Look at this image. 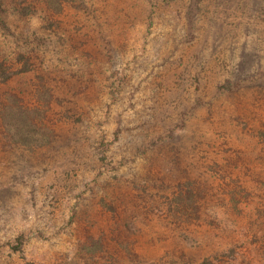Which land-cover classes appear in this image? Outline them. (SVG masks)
Here are the masks:
<instances>
[{"label":"rangeland","instance_id":"rangeland-1","mask_svg":"<svg viewBox=\"0 0 264 264\" xmlns=\"http://www.w3.org/2000/svg\"><path fill=\"white\" fill-rule=\"evenodd\" d=\"M61 3L0 0V264H264V0Z\"/></svg>","mask_w":264,"mask_h":264},{"label":"trees","instance_id":"trees-1","mask_svg":"<svg viewBox=\"0 0 264 264\" xmlns=\"http://www.w3.org/2000/svg\"><path fill=\"white\" fill-rule=\"evenodd\" d=\"M61 2L62 0H46L47 6L54 12L61 10ZM24 67L26 66L13 69L9 64L0 60V80L4 81L14 73L21 72ZM7 99L8 102L4 110L0 111L1 120L6 133L9 134L13 140L22 143H36L40 141V136H38L39 133L36 131L41 128L37 126L38 122L32 117L34 108L24 104L18 96L16 98V94H9ZM205 261L206 260H203L196 264H206L207 262Z\"/></svg>","mask_w":264,"mask_h":264}]
</instances>
